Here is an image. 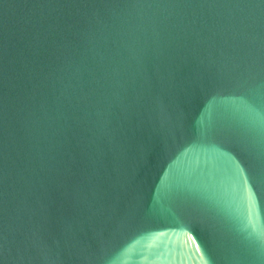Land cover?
I'll return each instance as SVG.
<instances>
[{
  "label": "water",
  "instance_id": "95a60500",
  "mask_svg": "<svg viewBox=\"0 0 264 264\" xmlns=\"http://www.w3.org/2000/svg\"><path fill=\"white\" fill-rule=\"evenodd\" d=\"M0 264H264V0H0Z\"/></svg>",
  "mask_w": 264,
  "mask_h": 264
}]
</instances>
